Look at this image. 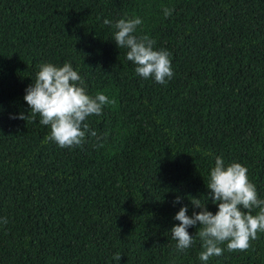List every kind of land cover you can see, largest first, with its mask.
Listing matches in <instances>:
<instances>
[{"label":"trees","instance_id":"16d2710c","mask_svg":"<svg viewBox=\"0 0 264 264\" xmlns=\"http://www.w3.org/2000/svg\"><path fill=\"white\" fill-rule=\"evenodd\" d=\"M134 17L171 54L164 85L137 76L103 25ZM65 62L115 101L74 148L42 142L38 115L10 118L29 111L39 66ZM216 156L264 199V0H0V264H204L198 224L184 252L169 230L181 207L199 212L192 197L217 211L204 196ZM220 247L207 264H264V232Z\"/></svg>","mask_w":264,"mask_h":264},{"label":"clouds","instance_id":"9594fccd","mask_svg":"<svg viewBox=\"0 0 264 264\" xmlns=\"http://www.w3.org/2000/svg\"><path fill=\"white\" fill-rule=\"evenodd\" d=\"M173 11L165 8L164 16H171ZM141 24L139 17L121 18L115 23L107 18L103 20V25L115 29L112 41L118 49L127 50L125 58L135 65V74L164 85L174 74L171 54L164 49H155L156 42L147 35H135ZM83 85V80L70 63L65 62L62 66L41 64L23 96L29 111L26 115L20 113L10 118L26 121L30 115L33 118L38 115L39 123L49 128L42 142H52L60 148L80 147L85 143L86 136L97 135L84 123L86 119L101 115L105 106L115 103L102 92L94 96L87 94ZM214 159L204 196L216 206L217 211L213 214L207 210L208 202L201 204L199 197H192L190 204L199 212L194 210L189 216L188 206L181 207L173 217L179 224L169 230L178 252L190 248L194 236H198L203 249L199 260L204 264L210 258L222 255L224 249L221 244L226 242L229 252L246 251L250 242L257 239V233L264 232V199L258 197L255 185L249 181L247 168L237 162L226 165L222 156ZM180 200L177 195L173 205ZM256 209L258 212L253 215ZM0 223L7 224V219H0ZM197 224L199 228L195 235H190L188 229L195 228ZM120 258L118 254L114 257L116 261Z\"/></svg>","mask_w":264,"mask_h":264}]
</instances>
